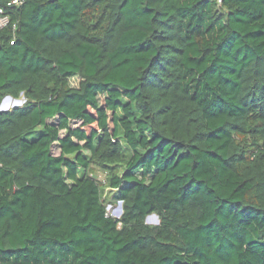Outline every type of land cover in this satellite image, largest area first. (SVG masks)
<instances>
[{"label": "trees", "instance_id": "obj_1", "mask_svg": "<svg viewBox=\"0 0 264 264\" xmlns=\"http://www.w3.org/2000/svg\"><path fill=\"white\" fill-rule=\"evenodd\" d=\"M10 2L0 264H264V0Z\"/></svg>", "mask_w": 264, "mask_h": 264}, {"label": "rangeland", "instance_id": "obj_2", "mask_svg": "<svg viewBox=\"0 0 264 264\" xmlns=\"http://www.w3.org/2000/svg\"><path fill=\"white\" fill-rule=\"evenodd\" d=\"M79 84V78L74 77L70 79V85L72 87H77ZM23 103V98L20 99H12V98H6L3 103L1 104V110H9L15 106L21 105ZM99 178H103L104 175L102 173L98 174ZM107 200H108V205H107V212L110 216L112 217H116V216H120V214L118 215H114V213L116 211H118V202L115 200L114 194L111 193L110 191H107ZM158 221V217L156 215H150L147 218V223L150 225H155L157 224Z\"/></svg>", "mask_w": 264, "mask_h": 264}, {"label": "built area", "instance_id": "obj_3", "mask_svg": "<svg viewBox=\"0 0 264 264\" xmlns=\"http://www.w3.org/2000/svg\"><path fill=\"white\" fill-rule=\"evenodd\" d=\"M25 0H11L8 5H20ZM9 24V18L7 15L4 14L3 10L0 9V30L7 27Z\"/></svg>", "mask_w": 264, "mask_h": 264}, {"label": "water", "instance_id": "obj_4", "mask_svg": "<svg viewBox=\"0 0 264 264\" xmlns=\"http://www.w3.org/2000/svg\"><path fill=\"white\" fill-rule=\"evenodd\" d=\"M49 1H50V2H53V1H55V0H49ZM6 98H11V97H6ZM6 98H5V99H6ZM5 99H4V100H5ZM4 100H3V101H4ZM3 101H2V103H3ZM118 205H119V206H118V209H119V211H120L119 214H120V216H121V214H122V212H123V209H122V202H121V201L118 202ZM120 216H119V217H120ZM119 217H117V218H119ZM147 218H148V217H147ZM147 218H146V222H147ZM158 223H159V222H158ZM158 223H157V224H158Z\"/></svg>", "mask_w": 264, "mask_h": 264}, {"label": "bare ground", "instance_id": "obj_5", "mask_svg": "<svg viewBox=\"0 0 264 264\" xmlns=\"http://www.w3.org/2000/svg\"><path fill=\"white\" fill-rule=\"evenodd\" d=\"M119 209H118V211H116L115 213H114V215H118L119 214ZM116 217H119V216H116Z\"/></svg>", "mask_w": 264, "mask_h": 264}]
</instances>
